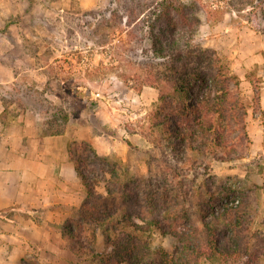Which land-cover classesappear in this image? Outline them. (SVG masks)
<instances>
[{
	"label": "rangeland",
	"instance_id": "1",
	"mask_svg": "<svg viewBox=\"0 0 264 264\" xmlns=\"http://www.w3.org/2000/svg\"><path fill=\"white\" fill-rule=\"evenodd\" d=\"M157 1L146 0L143 5ZM181 1L193 11L203 12L195 41L216 50L237 77V85L230 83V88L246 110L242 158L221 161L212 154H190L178 162L169 154L170 181H164L163 157L157 150L160 144L152 141L163 129L153 125L160 101L158 90L145 82L150 62L146 48L135 44L125 32L111 38L107 35L130 22L125 8L129 0H0L2 130L11 136L26 126L28 134H38L44 122L56 118L61 109L72 111L74 116L65 125L72 135L70 142L88 141L99 156L117 162L120 180L130 181L135 170L149 175L146 162L151 161L156 172L151 176L162 183L159 193L185 194L192 218H205L220 229L224 228L222 219L213 215L246 198L253 219L250 233L264 238V0ZM132 9L139 13L136 5ZM144 14L142 19L148 12ZM133 35L141 37V32ZM68 87L84 90L85 96L72 97ZM90 99L95 100L93 108ZM58 121L62 122L60 117ZM50 139L46 146L56 149L58 138ZM30 145L38 143L34 140ZM97 191L105 192L104 182L98 184ZM78 206L60 203L9 209V217L17 221L29 216L38 227L37 231L26 229L28 247L19 264H91L72 252L59 229L73 213L72 207ZM97 243L102 251L98 230ZM175 243L160 232L153 235L155 245L170 249ZM258 247V240L251 237L249 251ZM200 264L217 263L204 259Z\"/></svg>",
	"mask_w": 264,
	"mask_h": 264
},
{
	"label": "trees",
	"instance_id": "2",
	"mask_svg": "<svg viewBox=\"0 0 264 264\" xmlns=\"http://www.w3.org/2000/svg\"><path fill=\"white\" fill-rule=\"evenodd\" d=\"M144 1L129 0L125 8L130 22L107 35L111 38L125 32L135 44L146 48L150 62L145 82L158 90L160 101L153 125L163 129L157 128L159 137L152 141L160 144L157 150L163 157L164 181H170L169 154L178 162L190 154H212L221 161L242 158L246 110L230 88V83L237 85L238 80L216 50L195 41L203 12L193 11L181 0H159L156 5H143ZM145 11L148 16L142 19ZM134 31L141 32V37L134 38ZM81 91L67 89L72 97L85 96ZM90 105H96L94 99ZM56 115L44 122L41 135L62 134L74 113L61 109ZM67 153L85 194L59 228L75 255L91 264H200L204 259L217 264L230 260L264 264V238L250 233L253 219L246 198L227 204L220 215L213 213L214 219H222L224 228L220 229L205 218L194 220L185 194L159 193L162 183L152 178L156 172L151 161L146 162L149 175L135 170L130 181L124 182L119 179L117 162L99 156L88 141L68 143ZM100 182L105 183L104 193L97 191ZM0 216L13 219L7 212L1 211ZM97 230L103 238L102 251L97 249ZM156 231L176 241L172 248L153 244ZM251 237L258 240L259 249L249 251Z\"/></svg>",
	"mask_w": 264,
	"mask_h": 264
},
{
	"label": "crops",
	"instance_id": "3",
	"mask_svg": "<svg viewBox=\"0 0 264 264\" xmlns=\"http://www.w3.org/2000/svg\"><path fill=\"white\" fill-rule=\"evenodd\" d=\"M3 127L0 117V212L6 214L16 205L28 209L60 203L80 205L84 189L66 150L72 135L65 130L60 135L43 136L39 129L33 135L23 126L10 136ZM51 137L58 138L56 149L46 146ZM34 140L38 146L30 145ZM26 218L16 221L0 216V264L20 263L28 247L26 229H38L29 216Z\"/></svg>",
	"mask_w": 264,
	"mask_h": 264
}]
</instances>
